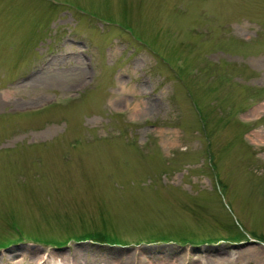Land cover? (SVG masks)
I'll return each instance as SVG.
<instances>
[{"label": "rangeland", "instance_id": "374dc122", "mask_svg": "<svg viewBox=\"0 0 264 264\" xmlns=\"http://www.w3.org/2000/svg\"><path fill=\"white\" fill-rule=\"evenodd\" d=\"M0 264H264V0H0Z\"/></svg>", "mask_w": 264, "mask_h": 264}, {"label": "trees", "instance_id": "16d2710c", "mask_svg": "<svg viewBox=\"0 0 264 264\" xmlns=\"http://www.w3.org/2000/svg\"><path fill=\"white\" fill-rule=\"evenodd\" d=\"M88 236H81V239H87V240H91L93 242H98V243H117L115 241H113V238H106L104 235H102L101 233H87Z\"/></svg>", "mask_w": 264, "mask_h": 264}, {"label": "bare ground", "instance_id": "6f19581e", "mask_svg": "<svg viewBox=\"0 0 264 264\" xmlns=\"http://www.w3.org/2000/svg\"><path fill=\"white\" fill-rule=\"evenodd\" d=\"M42 259V258H41ZM49 261V260H48ZM52 261V260H51Z\"/></svg>", "mask_w": 264, "mask_h": 264}]
</instances>
